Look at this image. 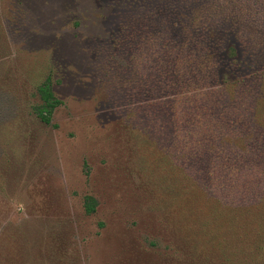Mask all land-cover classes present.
Instances as JSON below:
<instances>
[{
	"label": "rangeland",
	"instance_id": "obj_1",
	"mask_svg": "<svg viewBox=\"0 0 264 264\" xmlns=\"http://www.w3.org/2000/svg\"><path fill=\"white\" fill-rule=\"evenodd\" d=\"M262 153L264 0H0V264H264Z\"/></svg>",
	"mask_w": 264,
	"mask_h": 264
},
{
	"label": "trees",
	"instance_id": "obj_2",
	"mask_svg": "<svg viewBox=\"0 0 264 264\" xmlns=\"http://www.w3.org/2000/svg\"><path fill=\"white\" fill-rule=\"evenodd\" d=\"M162 10V9H161ZM161 10L159 12V15H161ZM160 23V21H159ZM38 95L41 100V106L40 109H38V116L40 120L45 123V124H50L51 122V115L56 107L60 105V101L54 96L53 91H52V84L50 82V78H46L44 82L38 87ZM212 108V114L216 111L213 105H211ZM249 111V110H248ZM240 111L236 109H229L222 113L223 117L225 120H229L230 116L237 117V119L240 120V123H242L239 127V129H243V119H246L248 117L246 113L244 112L239 114ZM253 117V116H252ZM254 165H256L258 168H264V153L260 155L258 161H254ZM264 197L259 198L257 203H254V205L257 206V209H255L256 213L264 218ZM261 205V206H260ZM95 206H96V201L92 197H86L85 198V203H84V210L87 214H92L95 212ZM264 229V221L261 225ZM261 229H252V231L255 233V235L261 237V235L264 233V231H261Z\"/></svg>",
	"mask_w": 264,
	"mask_h": 264
}]
</instances>
